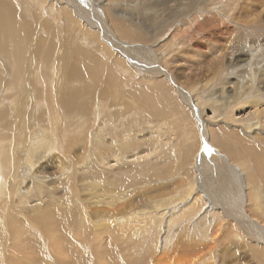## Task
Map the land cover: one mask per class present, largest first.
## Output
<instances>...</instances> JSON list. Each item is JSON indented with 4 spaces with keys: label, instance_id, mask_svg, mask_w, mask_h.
<instances>
[{
    "label": "rangeland",
    "instance_id": "374dc122",
    "mask_svg": "<svg viewBox=\"0 0 264 264\" xmlns=\"http://www.w3.org/2000/svg\"><path fill=\"white\" fill-rule=\"evenodd\" d=\"M9 1L15 6L11 8L14 16L13 18H15L18 23H23V18L27 16L26 8H30L32 5L31 0ZM55 1L57 2L56 6L55 3L47 0L48 3L45 2L42 6L43 8H41L42 12L39 8H33L35 13L41 14V19L39 20L32 17L28 19L32 24L27 22L29 26L35 29L33 31L34 35H43V40L47 42L52 41L45 49L50 48L53 49L52 51H55V49H62V44L66 42V40L70 41L71 38H75L76 44H81L80 36L81 34H86L89 41L82 44V50H80L78 52L79 54L77 53L76 56L79 57L82 66H95L96 70L102 72L103 80L99 81L98 76H95L93 72H87L85 68L80 77L78 76L79 73H74L75 78L65 82H59L58 85L54 87L56 94L49 97L48 92L50 91L49 89H45V85H43V82L47 84L50 82L49 68L36 66V63H34V65L27 64L24 65L21 72H19L20 77L16 78L13 75L11 66L6 65L4 67L3 65H5L6 62L0 57L3 61L0 62V87L2 89H7L3 94V90L0 88V109L4 108L3 110L6 113L5 116L9 119L11 118V123L9 120L7 125L6 122L2 123V127L4 128V131L1 132L2 137H11V135L14 134L15 141L17 140L16 144L21 147L28 142L29 138H31L30 135L35 137L36 132L47 124L48 126L44 129L52 130L53 134L56 133L62 142H60L58 149L51 152L48 151V154H46L44 158L39 159L37 161L38 165H34L33 168L29 170L30 172L25 168L22 169V166V168L19 166L20 168L17 169L16 179H14L9 188L11 196L9 199L6 198L8 201L5 207H7L8 210L3 211V217L0 220L2 224H0V226L2 228L6 227L4 215L11 214L16 217L12 218L18 221V224L23 227V230L19 232L18 238L17 235L15 237H10L7 231L5 238L0 230V237H2L0 240V264H4L2 263L4 258L5 262H9V256V260L16 259L13 254H16V252L20 253L22 250L24 251L17 255H20L19 258H25L30 255L37 264H73L74 262V264H112L114 262L113 260H116L115 264H128L132 258L129 260L126 258L123 259L119 255L123 253L119 251L121 247H119L118 250L112 247L111 249L113 251L107 248L108 251L105 250V258L99 263L95 259L92 251L95 250L93 246L96 244H93L92 248H90L82 241L83 239L90 241L92 237V230L88 221L101 220L109 217V215L111 216V214L108 215L106 211H90L88 208H105L107 205L109 206L113 203L114 199L117 198V194L120 193L118 191L122 190V186L120 185L125 179L127 182L124 181L123 187L127 188V185L129 187L127 189L125 188V191L132 193L126 196L127 200L134 199V196H137L135 197L137 202L141 200L140 207L139 205H135V207H137L136 211H140L142 208H149L151 205H158L161 202L165 203L169 201L171 197L173 198L176 196L183 188L190 185L194 184L196 189H202L206 196L210 198V201L217 204L215 205L216 213L218 214L217 217L221 215L219 218L222 217V221L224 220L222 223H225L224 231L226 230V238L224 243L226 244L221 243L222 245H219L218 241H216V244L213 245L214 247L212 246L216 255H218V250L220 248H224V253H220L215 262L217 264H246L244 261L248 260L250 261L248 264H260L261 262L258 261L257 256L255 255L254 257L252 252H250L249 249L251 246L248 245L245 240L244 243H239V240L234 238L233 231L229 224V220L233 216L230 211V209L233 210V204L238 202V207H241L239 203V197H241L239 193L240 187L237 184L240 183L239 181L241 179L244 180V176H242V178L239 176L240 179H238L235 171H233L232 175V171L230 172V170L226 168L227 166L225 167L226 163L221 161L220 158V161L216 159H218V155L222 153L221 155L228 156L232 163L235 162L243 165L246 169L242 167L243 171H245L246 178L248 175V179L251 183L257 184L264 192V127L253 130L254 126H252V128L246 129L249 122L256 121V119H253L255 117L254 115L251 116L252 118L246 116L247 113H249L247 111L259 110V116L263 115L264 118V101L260 103V108L254 106V97L260 92L253 88L249 94V89L246 85L243 86L245 88V91H242L243 94L239 92V94H242L240 95L241 97L238 95L240 98L230 101L227 95L232 94L230 90L232 88L229 89L227 88L228 85H225L227 84V79L225 78H228L226 71L230 72L231 69L230 63H234L232 69L236 70V72L235 76L229 77L228 81L237 82V80H243L244 78L248 81L249 75H252L248 71L241 70V68L251 60L250 48L247 42L250 39H255V37L257 40H260L257 45L260 44L261 48L258 49L259 51H256L257 57L252 59L253 71L259 74L261 70H264V39H262L264 38V0H230V6H224L220 9L223 12L221 17H225L224 20L226 19L224 23L220 25V22L216 21V25H213V23L209 26L205 25L204 28L202 25L197 24L193 28L188 29V32L181 27H179V29L178 27L173 29V26H168L171 20H173L174 14L177 16L181 14L180 10L184 7L186 1L175 3L174 0H166L165 2L162 0H80L76 3L80 16L76 17L74 12H72V18L71 21H69L71 23L68 22L65 15L66 19L63 17L62 11L58 10V8L64 6V1L54 0V2ZM201 1L202 4H200L198 10L202 9L201 11L205 15L216 12L213 11V8L218 4V1L226 2V0ZM197 2L199 3L200 1L193 0V3L190 2V5L195 6ZM96 3L105 7V10L107 9L106 11L103 10L105 14L103 18L100 17L103 16L101 11H99L100 16L98 15ZM158 3L161 4L160 7H157ZM50 4H53L54 7L52 11L49 12V8H51ZM161 7L162 9L164 8V10H161ZM228 9L230 11L229 13L233 15L232 17L237 18V20L248 21L250 18L253 20L251 23L246 22L245 26H234L231 23V19L226 16ZM67 10L70 11L72 8L69 7ZM110 11L114 12L113 15H126V17L122 18L139 24L137 27H141L140 29L144 30L149 36L142 35L139 32L138 34L135 33L136 35H123V32L119 31L118 33L120 35H117L121 37L117 36L115 38L112 32L114 34L116 32L112 31L110 33L109 29V25H112V20L108 18ZM88 13H91V15ZM236 13L237 15H235ZM162 17L164 18L162 19ZM89 18H95L97 25L101 27L106 26L105 28L102 27L103 31L106 33H102L98 28L95 29L97 27L96 24H94L95 26L92 25ZM42 19H45L47 22L44 26V32L37 25ZM177 19H180V17H177ZM50 22L51 24L49 25ZM161 22H164L163 24L166 29L158 32L156 31L158 28L157 26H159ZM55 26L58 28V31L54 30L53 27ZM226 26L227 29H225ZM49 27L51 29H49ZM125 28L128 29V26H125ZM176 28L178 30H176ZM214 28H219L217 31L218 35L209 39L211 33H214ZM50 30L53 32H50ZM224 32L226 34H224ZM177 33H181L182 36L180 34L179 36ZM132 35L133 37H131ZM172 36H175V39H177L176 44L173 45L174 48L172 47ZM118 37L119 39H117ZM63 38H65V40ZM70 47L71 44L63 56H68ZM119 51L123 53L121 54ZM106 54L108 55L106 56ZM143 57L145 58L143 59ZM50 58H48V60ZM74 58L75 61L78 59L76 57ZM223 58L225 59L223 60ZM33 59L36 60V57ZM100 60H104V62ZM75 61H71V64L74 65L78 62ZM107 61L109 64L106 63ZM153 62L158 64L159 69L156 70V67H152ZM218 62H222V64ZM46 66H49L48 62ZM105 68H109V73L104 72ZM257 73L256 76H258ZM40 76H42V79ZM111 78H114V80ZM6 81L10 83H6ZM110 81L113 82L111 83ZM63 84L64 87L62 89ZM19 85L21 86L19 87ZM257 85L261 86L259 83ZM75 90L78 92V96L72 101L68 99V102L71 101L72 106L76 105V107L64 109V104H62L63 106L59 104L62 103L61 98L57 101L55 97L58 98V95H62V99H64L66 93L71 91L75 92ZM45 91L48 92L44 95L43 92ZM60 92L62 93L60 94ZM112 92L113 95H110ZM183 92L185 95L182 94ZM253 95L255 96L253 97ZM248 100H251V102L253 101L252 104ZM189 102L191 103L189 104ZM26 105L27 107H25ZM78 105H82V107ZM218 107L224 108H221L219 112V114L223 113V116L214 118L212 111L213 109L218 110ZM49 108H51L50 111L47 110ZM74 108H79V112L74 110ZM83 108L86 109L84 110ZM82 111L84 113H81ZM2 114L1 112L0 116ZM47 115L55 117V124L54 120L51 122ZM225 115L228 119H225ZM44 116L48 118L47 122ZM243 117L247 119L243 121ZM232 118L235 120L233 121ZM82 121H84L83 124ZM24 127L26 131H24ZM87 129H89V133L88 136H85ZM16 130H18V133ZM56 130L59 131L57 132ZM99 130H102L101 140H103L102 143L104 144L102 147L100 145L96 147V142H92V138H96L97 135L95 131ZM201 131L203 135L206 134L207 138H204L206 141L208 139V144L214 151L210 149V147L207 148L208 145H204L205 143L202 139L203 137H201ZM26 132L29 138L26 136ZM19 134H24L25 136L21 135L19 138ZM125 135H128L129 138L126 141H124L126 138ZM111 147L114 152H122L121 154H124L122 155L125 157L123 160L126 159L125 163L127 164L122 167L113 166L114 168L112 170L106 168V171L104 170L105 167L99 164L101 157L98 155L103 154L102 156H106L114 154L112 153L113 150ZM97 152H99V154ZM213 153L216 155L214 159L212 158L214 156ZM19 156H21V154H19ZM225 156H222V158ZM205 163H209V166L207 165L209 168L204 166ZM195 165H197V167ZM204 168L206 170H204ZM25 171L27 172L25 173ZM22 173H28L27 176H33L32 178L38 177L41 179V176H44V178H42L40 183L34 186L33 189L29 190L27 187H29L30 181L26 178V175L24 176ZM34 173L39 174L36 175ZM18 181L21 184L18 183ZM227 181L229 183H227ZM106 183H109V185ZM125 184L127 185L125 186ZM20 185L21 187H19ZM39 185H44L46 188H41L39 191ZM67 185L68 188L66 189ZM230 187L231 189L235 188L238 192L235 191L233 193L234 190H231ZM22 188H25L24 191H26L27 194L33 195L38 199V202L29 203V206H33L35 203L39 214L41 213L40 210L44 212V209L48 207L47 209H50V211L53 210L51 212L53 213L52 217L55 221V213H58L59 219L63 220L64 224H56L54 229H58L59 227L58 231L64 233L62 238L67 244V248L69 249L68 253L70 254L67 258L61 259L60 257L56 258V254L51 255L53 252L49 245L51 244L48 236L50 233L48 232V235L45 233V231L49 230L48 227L45 229V225L48 226V223L46 222L44 227L42 223H39L40 226L42 224L40 227L41 229H39V227L36 228L34 226L36 224L35 219L32 222L34 224L30 222L34 217L27 211L28 209L24 208V204H22L24 202V199L20 196L23 192ZM225 189L228 190L230 194ZM16 194H18V196ZM221 195L227 198L224 199ZM231 195L234 196L232 197ZM227 202H230V205ZM85 207L90 213V219H88L87 216V220L84 219L85 213L82 210ZM252 208V204L249 203L247 206L248 211L251 212ZM123 211L128 213V215L130 214V210ZM254 211H256V209H254ZM257 216L259 218L263 217L261 215ZM66 217L69 222H65ZM80 218L85 221L83 225L85 227H83L82 230L83 238H79L81 231V224L79 223ZM224 218H227L228 224ZM238 224H242V222L238 220ZM186 226L191 229L189 225ZM30 227H33L32 230ZM69 228L70 230H68ZM240 228L243 229L242 232H245L243 226L238 227V229ZM75 234L79 236L75 237ZM11 238H14V243H11ZM70 242L73 244H70ZM230 245H237L238 248L235 247V251L232 252L233 246ZM12 247L15 248V250ZM122 248L125 249L127 253L129 251L130 254L133 250V244L128 243L127 247L125 245L122 246ZM208 250L209 247L205 246L203 248V253ZM28 251L31 252L28 253ZM238 251H241V253ZM261 251L260 249L258 250L260 254H263ZM107 252H110V255L112 253L115 255L112 254L108 256ZM3 253L5 257L2 256ZM98 254L100 255L99 252ZM177 254L186 257L189 253ZM177 254L171 255L172 259L176 258ZM12 255L13 258L11 257ZM139 255L143 256L144 252L139 251ZM54 257L57 261H55ZM37 258H40V260ZM142 258L144 259V257ZM142 258H140L141 263ZM70 259L71 261H69ZM150 260L151 258H149V260L147 258L145 264H150ZM135 264H140V262H135ZM142 264H144V262Z\"/></svg>",
    "mask_w": 264,
    "mask_h": 264
},
{
    "label": "bare ground",
    "instance_id": "6f19581e",
    "mask_svg": "<svg viewBox=\"0 0 264 264\" xmlns=\"http://www.w3.org/2000/svg\"><path fill=\"white\" fill-rule=\"evenodd\" d=\"M53 3H55V6L57 4V2L54 0H49ZM64 1V6L58 8V10L62 11V15L63 17L68 19V22L71 21L72 18V12H74L76 17L80 16V12H78L77 10V6L76 3L79 2L80 0H62ZM103 1V0H102ZM163 2H165L166 0H162ZM181 2V1H186V3L184 4V7L180 10V15L177 16L174 14V18L173 20H171V23H169V27L173 26V29L175 27H181L183 30L187 31L188 29L193 28L194 26H196L197 24H200L203 26V28L205 27V25H216V21L220 22V25L222 23L225 22L224 18L225 17H221V14L223 13L220 9H222L224 6H230V0H226L225 1H218V4L216 6H214L215 8H213V11L216 12H212L211 14L205 15L203 14V12L201 10H198L200 8V4H202L201 0H199L200 2L195 6H191L190 2L193 3V0H174L175 3L177 2ZM205 1V0H204ZM203 1V2H204ZM47 2L44 0H31L32 5L30 6V8H26L27 9V13L24 18H23V23H18L16 21L15 18H13V14H12V10L11 8H14V4H12L9 0H0V57L3 58V61L6 62L5 65H3L4 67L6 65H10L11 68L13 69V75L14 77L18 78L20 77V73L21 69L24 65H34V63H36V66L39 67H44V68H49L50 69V75H49V80L50 82H48L49 84L43 82L45 85V89H49L50 92H48L49 97H51V95L56 94V90H55V86L58 85L59 82L61 81H68L71 80L74 77V75L76 73H79L78 76L80 77L83 73V70L86 68L87 72H93L95 74V76H98V80H103V73L96 70L95 66H82V62L79 61V57L76 56L77 53L82 50V44H85L86 42L89 41L88 36H86V34H81L80 38H81V44H76L75 43V38H71L70 41L64 42L63 48L60 50H56L52 51L53 49H45L49 46V44L52 42H47L45 40H43V35H34V27H30L29 24H31L28 19L29 18H34L36 20L41 19V14H37L34 12L33 8H39L41 11V8H43L42 6ZM83 2V1H82ZM87 2V1H86ZM129 2V1H128ZM207 2V1H206ZM95 3V2H94ZM100 3V2H99ZM99 3H96L98 5H96V8L98 9V15L100 16L99 11H101L103 13V16L100 17H104L105 14L103 12V10H105L103 6H100ZM80 4V3H79ZM148 4V3H147ZM213 4V3H212ZM51 8H49V12L52 11L53 9V4H50ZM59 5V2H58ZM89 5V4H88ZM93 5V4H92ZM91 5V7H92ZM160 3L157 4V7H160ZM205 5V4H203ZM17 6V5H16ZM156 6V5H155ZM210 6V5H209ZM69 7L72 8V10H67L69 9ZM86 7V5H85ZM90 7V6H89ZM95 7V6H94ZM179 7V6H177ZM204 7V6H203ZM206 7V6H205ZM103 8V9H102ZM173 8V7H172ZM211 8V7H210ZM208 8V9H210ZM229 8V7H228ZM16 9V8H15ZM64 9V10H63ZM79 9V6H78ZM84 9V8H83ZM148 9V8H145ZM161 10H164V8L162 9V7L160 8ZM175 9V8H174ZM178 9V8H176ZM204 9V8H203ZM107 10V9H106ZM105 10V11H106ZM56 11V9H55ZM64 11V12H63ZM91 11V10H88ZM130 11V10H129ZM148 11V10H147ZM157 11V10H156ZM42 12V11H41ZM83 12V11H82ZM169 12V11H168ZM229 9L227 10V17L229 19H231V23L234 26H245L246 22L251 23L253 19L250 18V20L248 21H241V20H237V18H233L232 14L229 13ZM130 13V12H129ZM167 13V12H166ZM177 13V12H176ZM205 13V12H204ZM235 13V12H234ZM261 13V12H260ZM89 14V13H88ZM114 12L110 11V15H108V18H110L112 20V25H109V29H110V33L112 31H115L116 33L114 34L112 32V35L116 38L117 36H119L120 34L118 33L123 32V35H131V34H138L141 33L142 35H147V33L144 32V30L140 29L141 27H137V23H133V21L128 20V19H123L122 17H126V15L120 16L118 14L113 15ZM159 14V13H158ZM50 15V14H49ZM48 15V16H49ZM54 15V14H53ZM65 15V16H64ZM91 15V13L89 14ZM133 15V14H132ZM163 15V14H162ZM166 15V14H165ZM224 15V14H223ZM237 15V13L235 14ZM255 15V14H254ZM16 16V15H15ZM18 16V15H17ZM55 16V15H54ZM96 16V15H95ZM107 16V15H106ZM167 16V15H166ZM86 17V16H84ZM93 17V16H92ZM177 17H180V19H177ZM236 17V16H235ZM250 17V16H249ZM252 17V16H251ZM65 18V19H66ZM96 18V17H95ZM95 18H89V20L91 21L92 25L96 24V28L95 29H99L102 33H104L105 31H103V28L105 27H101L99 25H97V21ZM107 18V19H108ZM164 17H162L163 19ZM167 18V17H166ZM239 18V17H238ZM82 19V18H81ZM177 19V20H176ZM35 20V21H36ZM50 20V19H49ZM48 20V21H49ZM78 20V19H77ZM99 20V19H98ZM165 20V19H164ZM79 21V20H78ZM101 21V20H100ZM139 21V20H138ZM29 24H28V23ZM56 22V21H55ZM67 22V21H66ZM75 22V21H74ZM85 22V21H84ZM88 22V21H87ZM71 23V22H69ZM164 22H161L159 24V26H157V30L158 32H161L162 30L166 29L165 25L163 24ZM166 23V22H165ZM36 24V22H35ZM47 24V22L45 21V19L42 21H39V23H37L38 27L44 32V26ZM51 24V22L49 23V25ZM158 24V23H157ZM32 25V24H31ZM60 25V24H59ZM61 26V25H60ZM95 26V25H94ZM125 26H128V29L125 28ZM75 27V26H74ZM201 27V26H200ZM213 27V26H212ZM223 27V26H222ZM55 31H58V28L55 26L53 27ZM196 29H198L197 27H195ZM225 28V27H224ZM245 28V27H244ZM248 28V27H247ZM49 29H51L49 27ZM107 29V28H106ZM176 28V30H178ZM207 29V28H206ZM212 29V28H211ZM227 29V26L226 28ZM68 30V29H67ZM146 30V29H145ZM175 30V31H176ZM193 30V29H192ZM195 30V29H194ZM214 30V31H213ZM213 31L214 33H211V36L209 37H216L217 31L219 30V28H214ZM74 31V30H73ZM131 31V32H130ZM155 31V32H156ZM174 31V32H175ZM180 31V30H179ZM191 31V30H189ZM225 31V30H224ZM228 31V30H227ZM50 32H53L50 30ZM49 32V34H50ZM81 32V31H80ZM79 32V33H80ZM108 32V31H107ZM188 32V31H187ZM220 32V31H219ZM218 32V33H219ZM230 32V31H229ZM228 32V33H229ZM38 33V32H37ZM47 33V31H46ZM64 33V32H63ZM106 33V32H105ZM165 33V32H164ZM176 33V32H175ZM185 33V32H184ZM208 33V32H207ZM77 34V33H76ZM119 34V35H117ZM135 34V35H136ZM140 34V35H141ZM152 34V33H151ZM158 34V33H157ZM163 34V33H162ZM172 34V33H171ZM178 34V33H177ZM181 35V33H179ZM178 34V35H179ZM224 34H226L224 32ZM179 35V36H180ZM206 35V34H205ZM221 35V34H220ZM103 36V35H102ZM139 36V35H138ZM137 36V37H138ZM144 36V37H145ZM149 36V35H147ZM156 36V35H155ZM171 36V35H170ZM182 36V35H181ZM204 36V35H203ZM238 36V35H237ZM250 36V35H249ZM254 36V35H253ZM121 37V36H119ZM119 37L117 39H119ZM133 37V35L131 36ZM140 37V36H139ZM143 37V38H144ZM151 37V36H150ZM153 37V36H152ZM173 37V36H172ZM189 37V36H188ZM255 37V36H254ZM263 37V35H262ZM66 38V37H65ZM65 38H63L65 40ZM101 38V37H100ZM130 38V37H129ZM171 38V37H170ZM177 38V37H176ZM206 38V37H205ZM68 39V38H67ZM140 39V38H139ZM147 39V38H146ZM150 39V38H149ZM264 39V38H262ZM56 40V39H55ZM69 40V39H68ZM173 43H172V47L174 44H176L177 39H175V36L172 38ZM236 40V39H235ZM251 40V41H250ZM247 42L248 47L250 48V53H251V60H249V62L241 68V70L243 71H248L249 73H251L252 75H249V79L248 81H246L247 79L244 78L243 80H237V82H230L229 77H233L235 76V72L236 70L232 69V66L234 65V63H230V72H227V77L225 78L227 79V84L228 85L227 88H232L230 89L232 91L231 95H227L229 96L230 101L235 100L237 98H240L243 93L242 91L245 89L243 86L246 85L248 86L249 89V94L252 91V89L254 88L255 90H257L258 93L256 96L253 95L254 97V106L260 108L261 107V102L263 103L264 101V70H261L258 74V76H256L255 71H253V67H252V59L257 57V52L259 51L258 49H260V44L257 45L260 40H257L256 37L255 39H250ZM110 41V40H109ZM108 41V42H109ZM121 41V40H120ZM142 41V40H141ZM234 41V40H233ZM247 41V40H246ZM175 42V43H174ZM210 42V41H209ZM243 42V41H242ZM57 43V42H56ZM60 43V42H59ZM120 43V42H118ZM124 43V42H122ZM196 43V42H194ZM71 44L70 47V51L68 53V56H63V54L69 49V45ZM244 44V42H243ZM116 45V44H115ZM192 45V44H191ZM232 45V44H231ZM53 46V45H52ZM80 49H79V47ZM114 46V45H113ZM132 46V45H131ZM234 46V45H232ZM58 47V46H57ZM117 47V46H116ZM132 48V47H131ZM128 48V49H131ZM144 48V47H142ZM174 48V47H173ZM231 48V47H230ZM263 48V47H262ZM101 50V49H100ZM117 50V49H116ZM223 50V49H222ZM104 51V50H103ZM132 51V50H131ZM61 52V54H60ZM120 52V51H119ZM126 52V51H125ZM137 52V51H136ZM83 53V51H82ZM121 54L123 52H120ZM144 53V52H143ZM142 53V54H143ZM79 54V53H78ZM84 54V53H83ZM105 54V52H104ZM141 54V53H140ZM108 54H106L107 56ZM132 55V54H131ZM139 55V54H138ZM147 55V54H146ZM153 55V54H152ZM224 55V54H223ZM86 56V55H85ZM102 56V55H101ZM141 56V55H140ZM36 57V60L33 59ZM51 57V58H50ZM78 58L76 61H78L76 64L72 65L71 61H75V58ZM122 57V56H121ZM223 57V56H222ZM231 57V56H230ZM38 58V59H37ZM48 58H50L48 60ZM125 58V57H124ZM132 58V57H131ZM145 57H143L144 59ZM102 59V58H101ZM221 59V58H219ZM225 58H223L224 60ZM245 59V58H244ZM242 59V60H244ZM105 60V59H104ZM104 60H100L103 61ZM154 60V58H153ZM227 60V59H226ZM0 59V62H3ZM75 61V62H76ZM142 61V60H140ZM234 61V60H233ZM49 63V66H46V63ZM127 62V61H126ZM235 62V61H234ZM245 62V61H244ZM107 64H109V62H106ZM220 63V62H218ZM236 63V62H235ZM87 64V63H86ZM143 64V63H141ZM144 64H145V60H144ZM153 62L152 67H156V70L159 69L158 64ZM222 64V62L220 63ZM236 65V64H235ZM83 68H82V67ZM109 66V65H108ZM222 66V65H221ZM2 67V66H1ZM217 68V67H216ZM215 68V70H216ZM155 70V71H156ZM85 71V72H86ZM109 68H105L104 72H108ZM154 71V70H153ZM164 71V70H163ZM240 72V71H239ZM75 73V74H74ZM109 73V72H108ZM169 73V72H168ZM92 74V73H91ZM226 74V73H225ZM238 74V73H237ZM247 74V73H246ZM117 75V74H116ZM76 76V77H78ZM93 76V77H95ZM160 76V75H159ZM163 76V75H162ZM168 76V75H167ZM238 76V75H237ZM42 79V76H40ZM105 78V77H104ZM118 78V76H117ZM165 78V77H164ZM168 78V77H167ZM40 79V78H38ZM112 79V78H111ZM224 79V80H225ZM3 80V79H2ZM55 80V81H54ZM97 80V81H98ZM114 80V78L112 79ZM41 82V84H42ZM63 82V83H64ZM107 82V81H106ZM111 82V81H110ZM113 82V81H112ZM111 82V83H112ZM175 82V81H174ZM6 83H10L8 81H6ZM40 83V82H39ZM261 84V86H258L257 84ZM65 84V83H64ZM64 84L62 85V89L64 87ZM61 85V84H59ZM21 85H19L20 87ZM18 87V86H17ZM102 87V85H101ZM108 87V85H107ZM226 87V86H225ZM1 88V87H0ZM226 88V89H227ZM2 89V88H1ZM19 89V88H18ZM61 89V90H62ZM101 89V88H100ZM105 89V88H104ZM113 89V88H112ZM3 90V94L6 92L7 89H2ZM55 90V91H54ZM58 90V89H57ZM228 90V89H227ZM23 91V90H22ZM79 91V89H78ZM110 91V90H109ZM245 91V90H244ZM46 91L43 92V94L45 95L47 93ZM63 92V90H62ZM60 92V94L62 93ZM76 92V90H75ZM69 92L66 93L64 95V99H62V95H58V98L55 97V99H57V101L61 98V102L59 104H64L63 107L66 108H71V107H76L72 106V100H75L76 96H78V92ZM111 92V91H110ZM185 92V91H184ZM184 92L182 94H184ZM230 92V91H229ZM242 93V94H239ZM187 93V92H186ZM181 94V95H182ZM113 95V92L112 94ZM109 95V96H110ZM185 95V94H184ZM188 95V94H187ZM214 95V94H213ZM240 97H239V96ZM28 96V95H27ZM184 97V96H183ZM221 97V96H220ZM243 97V96H242ZM119 98V97H118ZM225 98V97H223ZM68 99H70L71 101L68 102ZM190 99V98H189ZM248 99V98H247ZM245 99V100H247ZM63 100V101H62ZM119 100V99H117ZM226 100V99H225ZM224 100V102H225ZM78 101V100H76ZM75 101V102H76ZM188 101V100H187ZM190 101V100H189ZM249 101V100H248ZM96 102V101H95ZM94 102V105H95ZM183 102V101H182ZM235 102V101H234ZM243 102V101H242ZM251 104V100L249 101ZM121 103V102H120ZM191 102H189L190 104ZM26 104V103H24ZM224 105V104H223ZM250 105V104H248ZM9 106V105H8ZM52 106V105H51ZM50 106V107H51ZM80 107H82V105H78ZM27 107V105L25 106ZM49 107V105H48ZM123 107V106H122ZM223 107V106H222ZM222 107H218V110H214L212 111V113L214 114V118L218 117V116H223L222 114H219V112L221 111ZM225 107V105H224ZM12 108V106H11ZM97 108V107H96ZM125 108V107H124ZM199 108V107H198ZM245 108V107H244ZM250 108V107H249ZM254 108V107H253ZM4 109V108H3ZM3 109H0V113L2 112L3 114L0 116V220L3 217V211L8 210L6 206V203L11 196V191L9 190L12 182L14 181V179H16V171L18 168L21 167L22 169H26L28 172H30L29 170H31V168H33L34 165H38L37 161L41 158H44V156L46 154H48V151H54L56 149L59 148V144L61 142L60 138L58 135H56V133L53 134L52 130H45L44 128L46 126H48L47 124H45V127H43L41 130H37L38 132H36V136L33 137L30 135L31 138H29L27 136V132H26V136L29 138L28 142L26 144H23L21 147H19L16 144L15 141V137L13 135H11V137H5L3 138L1 135V132L4 131V128L2 127V123L6 122V125L8 124V120L11 123L10 119L8 117L5 116V111ZM7 109V108H6ZM10 109V108H9ZM13 109V108H12ZM22 109V108H21ZM57 109H58V105H57ZM84 110L86 108H83ZM90 109V107H89ZM224 109V108H222ZM11 110V109H10ZM19 110V109H18ZM43 110V109H42ZM47 110H51V108L47 109ZM74 110H77L79 112V108H74ZM248 110V109H247ZM253 110V109H252ZM255 110V109H254ZM263 110V109H262ZM12 111V110H11ZM195 111V110H194ZM7 112V111H6ZM41 112V110H40ZM87 112V111H86ZM196 112V111H195ZM249 112V113H247ZM245 113H247V117H251V116H255L253 119H256V121L254 122H249L247 124V128H252V126H254L253 130H257L258 128H263L264 127V118L263 115L259 116L260 112L259 110L257 111H247ZM264 112V110H263ZM10 113V112H9ZM12 113V112H11ZM43 113V112H42ZM81 113H84L83 111ZM242 114V113H241ZM212 115V114H211ZM197 116V115H196ZM244 116V115H243ZM46 117V116H44ZM49 120L52 122L54 120V124H55V117L53 116H48ZM46 117V122L48 121V118ZM195 117V116H194ZM193 117V118H194ZM201 117V116H200ZM213 117V116H212ZM236 117V116H235ZM93 118V117H92ZM96 118V117H95ZM222 118V117H220ZM224 118V117H223ZM239 118V117H238ZM241 118V117H240ZM252 118V117H251ZM3 119V120H2ZM20 119V118H19ZM197 119V117H196ZM225 119H228V117L225 115ZM243 121L246 120L247 118H242ZM17 120V119H16ZM80 120V119H79ZM233 120V118H232ZM235 120V119H234ZM233 120V121H234ZM13 121V119H12ZM232 121V122H233ZM238 121V119H237ZM235 121V122H237ZM240 121V120H239ZM76 122V121H75ZM93 122V121H92ZM198 122V119H197ZM231 122V123H232ZM15 123V122H14ZM84 123V121H82V124ZM240 123V122H239ZM242 123V122H241ZM20 124V123H19ZM18 124V127H19ZM22 124V123H21ZM26 124V123H25ZM62 124V123H60ZM238 125V124H237ZM11 126V125H10ZM24 126V125H23ZM233 126V125H232ZM9 127V125H8ZM16 127V126H15ZM21 127V126H20ZM54 127V126H53ZM231 127V126H230ZM17 128V127H16ZM15 128V129H16ZM30 128V127H29ZM28 128V129H29ZM226 128V127H225ZM24 131L25 127L23 128ZM22 129V130H23ZM60 129V128H59ZM62 129V128H61ZM202 129V128H201ZM232 129V128H231ZM19 130V129H18ZM18 130L17 133H18ZM91 130V129H90ZM229 130V129H228ZM261 130V129H260ZM57 131V130H56ZM59 131V130H58ZM57 131V132H58ZM102 130L99 131H95V133H97L96 138H92V142H96V147L97 145H100L101 147L104 145L102 143L103 140L102 139V134H101ZM23 133V131H22ZM89 133V129L86 130V134L85 136H88ZM202 133V131H201ZM25 134V132H24ZM21 134V135H24ZM30 134V133H29ZM59 134V133H58ZM19 134V138L21 136ZM33 135V134H32ZM61 135V134H60ZM203 135V133H202ZM201 135V137H203V141H204V145H208V139L206 141V139L204 137H206V134H204L203 136ZM25 136V135H24ZM93 137V136H92ZM105 137V135H104ZM125 140L126 141L128 138V135H125ZM22 138V137H21ZM27 138V139H28ZM207 138V137H206ZM26 139V140H27ZM83 139V138H82ZM131 139V138H130ZM246 139V138H245ZM117 140V139H116ZM123 141V142H124ZM22 142V141H20ZM24 142V141H23ZM131 142V140H130ZM62 143V142H61ZM129 143V142H128ZM201 143V142H200ZM19 144V143H18ZM112 144V143H111ZM85 145V144H84ZM127 145V143H126ZM62 146V145H61ZM113 147V146H112ZM111 147V148H112ZM99 148V147H98ZM97 149V148H96ZM210 149L213 150L212 147H210ZM99 150V149H98ZM104 150V149H103ZM113 150V148H112ZM122 151V150H121ZM214 151V150H213ZM205 152V151H204ZM217 152V151H216ZM99 154V152H97ZM114 154L111 155H98L100 156V165H102V167H105L104 170L107 171L106 168L112 170L115 166H119L122 167L125 164V160H123L125 157L122 156L124 154H121L120 152H113ZM141 153V152H140ZM215 153V152H214ZM213 153V155H214ZM19 154H21V156H19ZM170 154V153H169ZM222 154V153H221ZM218 155V159H221V161H223L225 164V167L230 170L231 174L233 175V171H235V174H237L238 179L239 176H244V180H240L237 185L240 187V191L239 194L241 197H239V203L241 207H238L237 203L233 204V210L230 209V211L232 212L231 215H233L230 220H229V224L231 227V230L233 231V236L234 238L239 240L240 242L244 243V240L247 242L248 245H250V252H252V255L255 257V255L258 258V261L261 262L260 264H264V192L262 190V188H260L257 184H252L251 181L248 179V175L247 178L245 176V171H243V168L245 169V167L243 165H240L238 163L235 162H231L228 158V156L225 155ZM211 155V154H210ZM191 156V155H190ZM216 155H214L212 158L214 159ZM222 156H225L224 158H222ZM192 157V156H191ZM211 157V156H210ZM71 158V157H70ZM96 158V157H95ZM220 158V159H219ZM80 159V158H79ZM97 159V158H96ZM95 159V160H96ZM208 159V158H207ZM211 159V158H210ZM212 159V160H213ZM206 160V158H205ZM204 161V160H203ZM209 161V160H208ZM200 162V161H199ZM207 162V161H206ZM217 162V161H216ZM97 163V162H96ZM210 163V162H209ZM208 163V164H209ZM221 163V162H220ZM98 164V165H99ZM129 164V163H128ZM196 164V163H195ZM206 164V165H205ZM204 166H207L208 164L205 163ZM78 165V164H77ZM20 166V167H19ZM114 166V167H113ZM153 166V165H152ZM197 167V165H195ZM203 166V167H204ZM209 166V165H208ZM207 166V167H208ZM213 166V165H212ZM247 166V165H246ZM157 167V166H156ZM243 167V168H242ZM68 168V167H67ZM202 168V167H201ZM209 168V167H208ZM21 169V170H22ZM134 169V168H133ZM194 169V168H193ZM192 169V170H193ZM217 169V168H216ZM204 170H206L204 168ZM210 170V169H209ZM219 170V169H218ZM246 170V169H245ZM25 171V173L27 172ZM41 171V170H40ZM24 172V171H22ZM132 172V171H131ZM134 172V171H133ZM140 172V171H139ZM222 172V171H221ZM136 173V172H135ZM143 173V172H142ZM23 174V173H22ZM28 174V173H27ZM27 174H23L24 176L26 175V178L30 181L29 187H27V189L31 190L33 189L34 186L38 185L41 181L42 178H44V176H41V179H39L38 177H34L33 176L29 177L27 176ZM36 174V173H34ZM39 174V173H37ZM36 174V175H37ZM220 174V172H219ZM234 174V175H235ZM20 175V174H19ZM32 175V174H31ZM101 175V174H100ZM21 176V175H20ZM19 176V178H20ZM129 176V175H128ZM66 177V176H65ZM18 178V177H17ZM25 178V177H24ZM25 178V179H26ZM99 178V177H98ZM21 179V178H20ZM138 179V178H137ZM19 180V179H18ZM126 180V179H125ZM122 181L121 185L122 186V190H119L118 192H120L119 194H117V198L114 199V202L111 203L109 206L107 205V207H96V208H88L90 211H96V210H100L102 212L106 211L108 212V215L111 214V216L109 215V217L103 218V219H99V220H95V221H88L90 223V228L92 230V237L90 241H86L85 239H83L82 241L86 244V246L92 248L93 244H96L93 246V254L95 256V259L101 263V261L103 260V258H105V254L106 251H108V249H110V251H113L111 248L114 247L116 248V250H118L119 247H121V250H119L120 252H123L121 254H119L123 259L126 258L127 260H129L130 258H132V260H130V262H126L128 264H132L135 262L142 264L144 262L145 264V260L148 258H151L150 260V264H217L216 258L217 256H219L220 253H224V248H220L218 250V255L215 254L214 251V246L216 244V241H218V244L220 245L221 243H224V240L226 238L225 235V231H224V224L222 223V217L219 218L217 217V213H216V207L214 202L210 201V198H208L205 194V192L202 191V189H196L195 185H190L186 188H183L176 196H174L173 198L171 197V199L169 201H166L165 203H159L158 205H151L149 206V208H142L140 211H136L137 207H135V205H139L140 207V202L136 201L137 196H134V199H129L127 200L126 196L132 193H129L128 191H125L126 187H123V183L124 181ZM225 180V179H224ZM252 180V179H251ZM67 181V179H66ZM110 181V179H109ZM68 182V181H67ZM127 182V181H125ZM129 182V181H128ZM253 182V181H252ZM18 183H20L18 181ZM112 183V182H110ZM227 183H229L227 181ZM21 184V183H20ZM24 184V183H23ZM42 184V183H41ZM91 184V183H90ZM109 185V183H106ZM129 184V183H127ZM125 184V186L127 185ZM192 184V183H191ZM196 184V183H195ZM231 184V183H230ZM14 185V183H13ZM59 185V183H58ZM61 185V184H60ZM130 185V184H129ZM197 185V184H196ZM227 185V184H226ZM223 186V185H222ZM225 186V185H224ZM15 187V186H14ZM21 187V185L19 186ZM57 187V185H56ZM149 187V186H148ZM214 187V186H213ZM18 188V187H17ZM16 188V189H17ZM39 191L41 190V188H46L44 185H39ZM68 188V185L66 186V189ZM124 188V189H123ZM127 188L128 185H127ZM126 188V189H127ZM226 188V187H225ZM19 189V188H18ZM23 189V188H22ZM25 189V188H24ZM22 194L20 195L23 199L24 202H20L22 204H24V208L28 209L27 211L30 212L31 215H33V220H31L30 222L32 223L35 219L36 224L34 225L36 228L39 227V229H41L40 227L43 224V227L45 225V223H48V226L45 225V229L48 227V231H45V233L49 236V240L50 243L49 244L50 248L52 249V254L54 255L56 254V258H67L70 254L69 249L67 248V244L63 241V234L64 233H60L59 227L58 229H54V227L57 225H62L63 220L59 219V215L58 213L54 214L55 219H53L52 215L53 213L50 211V209H44L45 211L43 212L42 210H40V214L37 212V206H35V203L33 206H29V203H33V202H38L37 198L34 197L33 195L27 194L26 191H24ZM55 189V188H54ZM61 189V188H60ZM65 189V188H64ZM204 189V188H203ZM228 189V187H227ZM231 189V187H230ZM133 190V189H132ZM147 190V188H146ZM221 190V189H220ZM226 190V189H225ZM224 190V191H225ZM229 190V189H228ZM226 190V191H228ZM234 190L233 193L236 191L235 188L231 189ZM28 191V190H27ZM37 191V190H36ZM44 191V190H42ZM41 191V192H42ZM135 191V190H134ZM47 192V191H46ZM57 192V191H56ZM229 192V191H228ZM238 192V191H236ZM68 193V192H67ZM70 193V192H69ZM34 194V193H32ZM39 194V193H38ZM43 194V193H41ZM40 194V195H41ZM49 194V193H48ZM222 194V193H221ZM230 194V192H229ZM18 196V194H16ZM115 195V194H114ZM112 195V196H114ZM226 195V194H225ZM38 196V195H36ZM55 196V194H54ZM66 196V195H65ZM111 196V198H112ZM222 196V195H221ZM232 196V195H231ZM234 196V195H233ZM232 196V197H233ZM45 197V196H44ZM224 199L227 198L224 195L222 196ZM130 198V197H129ZM133 198V197H132ZM139 198V197H138ZM207 198V199H206ZM41 199V198H40ZM238 199V198H237ZM207 200V203H206ZM227 201V200H226ZM230 201V200H229ZM218 202V201H216ZM228 203V202H227ZM230 203V202H229ZM228 203V204H229ZM250 204H252V210L251 212L248 211L247 206ZM38 204V203H37ZM219 205V204H218ZM230 205V204H229ZM22 206V205H21ZM29 206V207H28ZM148 207V205H147ZM238 208V209H237ZM241 208V209H240ZM221 209V208H220ZM224 209V208H223ZM237 209V210H235ZM254 209H256V211H254ZM85 213V220H87V216L88 219H90V213L87 211V208L85 207L84 209H82ZM123 210H130V214L128 215V213H125ZM125 213H123V212ZM225 211V210H224ZM5 213V212H4ZM83 213V214H84ZM29 214V213H28ZM29 214V215H30ZM257 215H261L263 216L262 218H259ZM226 216V215H224ZM5 217V221H6V227H1L0 226V230H1V234L4 235L3 237H5V235L7 234L6 231L8 232V234L10 235V237H15L17 235L18 238V234L19 232H21L23 230V227L20 226L18 224V221L14 220V218H16L15 216H12L11 214L8 215H4ZM14 217V218H12ZM39 217V218H38ZM227 217V216H226ZM225 219V218H224ZM18 220V218H17ZM30 220V219H29ZM238 220H240L242 222V224H238ZM225 221H227V218L225 219ZM62 222V223H60ZM65 222H69L68 218H65ZM87 222V221H86ZM39 223H42L41 226ZM79 223L81 224V231H80V237L79 238H83L82 236V230H83V226L85 224V221H83V219H79ZM2 224V223H0ZM34 224V223H32ZM38 224V225H37ZM228 224V221H227ZM226 224V226H227ZM31 225V224H30ZM37 225V226H36ZM186 225H189V227L191 229H189ZM26 226V225H25ZM244 227L245 232H242L243 229H238V227ZM42 227V228H43ZM33 228V227H32ZM32 228L30 227V229L32 230ZM228 228V227H226ZM44 229V230H45ZM5 230V231H4ZM30 230V231H31ZM70 230V228L68 229ZM26 231V230H25ZM35 231V230H34ZM33 231V232H34ZM84 232V231H83ZM40 233V231H39ZM68 233V232H67ZM70 233V232H69ZM74 234V232H73ZM77 236H79L78 234H75ZM72 236V235H70ZM8 237V235H7ZM73 237V236H72ZM6 238V237H5ZM86 238V237H85ZM2 239V237H0V240ZM12 239V238H11ZM70 239V237H69ZM75 239V238H74ZM73 240V239H72ZM81 240V239H80ZM88 240V239H87ZM40 241V240H39ZM74 241V240H73ZM71 241V242H73ZM77 241V240H76ZM6 242V241H5ZM15 240L14 238L11 240V243H14ZM70 244H73L71 243ZM79 242V241H78ZM7 243V242H6ZM17 243V241H16ZM81 243V242H80ZM79 243V244H80ZM131 243L133 244V250L132 252L129 254L125 251V249L122 248V246L127 247V244ZM10 244V243H8ZM20 244V243H19ZM221 244V245H222ZM226 244V243H224ZM22 245V244H21ZM78 245V244H77ZM84 245V244H83ZM235 245V244H234ZM28 246V245H27ZM207 246L209 247V250L205 253H203V248ZM213 246V247H212ZM233 246V245H230ZM241 246V245H240ZM19 247V245H18ZM235 247L238 248V246H233L232 252L235 251ZM13 248V247H12ZM81 248V247H80ZM108 248V249H107ZM216 248V247H215ZM15 250V248H13ZM217 249V248H216ZM262 250L261 253L263 252V254H260L258 252V250ZM30 250V249H29ZM106 250V251H105ZM226 250V249H225ZM20 251V249H19ZM24 251V250H22ZM22 251L20 253H22ZM139 251H143L144 255H139ZM16 252V251H15ZM31 252V251H30ZM28 251V253H30ZM98 252L100 253V255L98 254ZM241 253V251H238ZM18 252H16V254L14 253L13 255L15 256L14 260H9V262H5V258L2 261V263L4 264H37L34 261V258L30 255H28V257L25 258H19V256H17L18 254H20ZM108 253V252H107ZM177 253H189L186 257L179 255ZM24 254V253H23ZM113 254V253H112ZM111 254V255H112ZM173 254H177L176 258L172 259L171 255ZM245 254V253H243ZM13 255L11 256L13 258ZM25 255V254H24ZM110 252L108 253V256H111ZM115 255V254H113ZM222 255V254H221ZM5 257V254L3 253V255ZM26 256H27V252H26ZM8 257V256H6ZM50 257V256H49ZM72 257V256H70ZM135 257V258H133ZM144 257V259L142 258ZM146 257V258H145ZM175 257V256H174ZM53 258V257H52ZM55 259V261H57V259ZM142 258V263H141V259ZM7 259V258H6ZM20 259V260H19ZM32 259V260H31ZM40 260V258H37ZM218 259V258H217ZM16 260V261H15ZM64 260V259H63ZM60 261V259H59ZM68 261V260H67ZM71 261V259L69 260ZM108 261V260H107ZM114 262L112 264H115L116 260H113ZM74 262V261H73ZM237 262V261H236ZM246 264L250 263V261L245 260L244 261ZM69 263V262H68ZM75 263V262H74ZM73 263V264H74ZM233 264V263H232ZM236 264V263H235Z\"/></svg>",
    "mask_w": 264,
    "mask_h": 264
}]
</instances>
